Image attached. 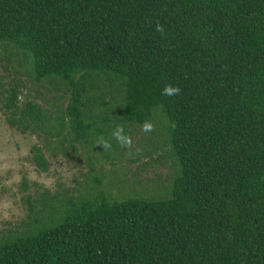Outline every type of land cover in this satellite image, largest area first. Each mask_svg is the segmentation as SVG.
Returning a JSON list of instances; mask_svg holds the SVG:
<instances>
[{
	"label": "trees",
	"instance_id": "1",
	"mask_svg": "<svg viewBox=\"0 0 264 264\" xmlns=\"http://www.w3.org/2000/svg\"><path fill=\"white\" fill-rule=\"evenodd\" d=\"M0 45L56 89L37 86L45 107L23 82L1 89L10 128L102 152L116 125L149 120L176 171L160 199L111 201L98 180L56 225L0 234V264H264V0H0Z\"/></svg>",
	"mask_w": 264,
	"mask_h": 264
},
{
	"label": "rangeland",
	"instance_id": "2",
	"mask_svg": "<svg viewBox=\"0 0 264 264\" xmlns=\"http://www.w3.org/2000/svg\"><path fill=\"white\" fill-rule=\"evenodd\" d=\"M9 53L16 51L12 47L0 45V90L18 80L30 86L27 91L33 96L37 86L56 91L47 81L32 85L23 76L27 67L15 65L14 59L12 61L9 58ZM8 59L14 64L9 63ZM49 94L43 91L42 97H34L37 98V103L45 107ZM1 103L0 97V234L24 232L29 220L33 228L56 225L62 220L70 201L79 195L101 192L98 190V180H102L100 189L111 201L120 202L133 197H166L176 171L172 159L168 157V146L162 143L161 131L157 133L158 141L153 138L155 133L144 132L141 127H129L127 132L131 136L132 147L124 148L125 155L118 158V164L109 160L108 155L114 154L111 151L107 150V155L104 149L98 152L96 146L85 145L83 142L82 145L73 146L70 133L63 134L66 140L61 143L62 150L49 149L43 142L44 138H39V134H20L5 121ZM65 105L66 102L63 106ZM157 128L154 125V132ZM150 138L154 139L155 144L158 142L157 147L149 143ZM109 139L114 141L112 136ZM34 146L39 147L46 164L45 170L35 161L36 153L31 152ZM136 149L141 151L137 153ZM50 182L52 186H46ZM42 197L49 204L39 214L41 205L37 202ZM27 201L35 205L32 206Z\"/></svg>",
	"mask_w": 264,
	"mask_h": 264
},
{
	"label": "clouds",
	"instance_id": "3",
	"mask_svg": "<svg viewBox=\"0 0 264 264\" xmlns=\"http://www.w3.org/2000/svg\"><path fill=\"white\" fill-rule=\"evenodd\" d=\"M155 31L159 32L162 36H166L167 34L164 32V26L160 24L159 22L156 23ZM181 88L178 85L174 84H166L162 90V95L172 97L180 95ZM27 95V91H25L23 94L17 96V100L19 102L24 101V96ZM141 130L144 132H152L154 131V124L152 121L145 120L144 123L141 126ZM112 138L116 140V142L123 148L131 149L132 147V139L131 136L126 134L124 131L123 125H116L111 133ZM96 145H102L104 150L111 149L112 145L110 140H106L104 137H99L97 140ZM141 149H136V152L139 153ZM46 186L51 187V182L47 184ZM8 205L6 204L5 207Z\"/></svg>",
	"mask_w": 264,
	"mask_h": 264
}]
</instances>
